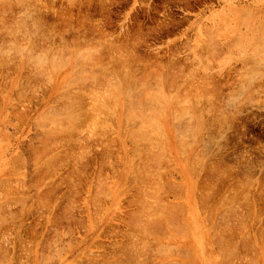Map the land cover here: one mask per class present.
I'll return each mask as SVG.
<instances>
[{
	"label": "rangeland",
	"instance_id": "374dc122",
	"mask_svg": "<svg viewBox=\"0 0 264 264\" xmlns=\"http://www.w3.org/2000/svg\"><path fill=\"white\" fill-rule=\"evenodd\" d=\"M5 1L0 264H264V0Z\"/></svg>",
	"mask_w": 264,
	"mask_h": 264
},
{
	"label": "bare ground",
	"instance_id": "6f19581e",
	"mask_svg": "<svg viewBox=\"0 0 264 264\" xmlns=\"http://www.w3.org/2000/svg\"><path fill=\"white\" fill-rule=\"evenodd\" d=\"M6 1H9V0H6ZM6 1H5V3H7ZM16 1H18V0H16ZM21 1H22V0H21ZM21 1L19 0V1L16 2V3H20V4H21V3L24 2L25 0L22 1V2H21ZM37 2H38V1H37ZM37 2H36V3H37ZM40 2H41V0H40ZM1 3H2V2H1ZM9 3H11V2L9 1L8 4H9ZM38 4H39V3H38ZM21 5H22V4H21ZM28 7H30V6H28ZM2 10H3V9H2ZM36 16H37V15H36ZM7 18H8V17H7ZM25 18H26V17H25ZM22 20H23V19H22ZM12 21H13V20H12ZM14 21H15V20H14ZM41 21H42V20H41ZM41 21H40V23H41ZM10 22H11V21H10ZM10 24H11V23H10ZM36 25H37V24H36ZM260 31H261V30H260ZM259 36H261V34H260ZM259 36H258V37H259ZM262 37H263V36H262ZM262 37H261V39H262ZM255 39H256V38H255ZM263 39H264V37H263ZM246 40H247V39H246ZM209 41H210V39H209ZM236 41H237V40H236ZM263 41H264V40H263ZM207 42H208V41H207ZM211 42H212V40H211ZM213 42H214V41H213ZM256 43H257V42H256ZM260 43H261V42H260ZM208 44H209V43H208ZM241 44H242V43H241ZM209 46H210V44H209ZM211 46H212V45H211ZM209 48H210V47H209ZM240 49H241V48H240ZM254 53H255V52H254ZM99 55H100V54H99ZM120 60H121V59H120ZM127 65H128V64H127ZM125 67H126V66H125ZM104 69H105V68H104ZM116 69H117V68H116ZM125 69H126V68H125ZM106 70H107V69H106ZM111 70H112V69H111ZM122 72H123V71H122ZM106 73H107V72H106ZM73 74H74V73H73ZM73 74H72V75H73ZM95 74H96V73H95ZM113 74H115V73H113ZM74 75H75V74H74ZM99 75H100V74H99ZM111 75H112V74H111ZM125 76H126V74L124 75V77H125ZM85 77H86V76H85ZM88 77H89V76H88ZM107 77H108V76H107ZM113 77H114V76H113ZM115 77H116V76H115ZM144 77H145V76H144ZM144 77H143V78H144ZM61 78H62V77H61ZM105 78H106V77H105ZM67 79H68V80H67L66 82L70 81V79H71L70 76H69V78H67ZM73 79H76V78L74 77ZM81 79L84 81L83 78H81ZM81 79H80V82H81V83H80L79 81H78V82L82 85L83 81H81ZM85 79H86V78H85ZM94 79H95V78H94ZM103 79H104V78H103ZM147 79H148V78H147ZM164 79H165V78H164ZM57 80H59V78H58ZM76 80H78V77H77ZM104 80H105V79H104ZM123 80H124V78H123ZM127 80H128V79H127ZM127 80H126V81H127ZM97 81H98V80H97ZM100 81H101V80H100ZM109 81H110V80H109ZM76 82H77V81H76ZM129 82H131V81H128V84H129ZM60 83H61V82H60ZM60 83H58V84H60ZM68 83H69V82H68ZM70 83H71V81H70ZM84 83H85V82H84ZM96 83H97V82H96ZM98 83H99V82H98ZM100 83H101V82H100ZM106 83H107V82H106ZM119 83H120V82H119ZM122 83H124V82H122ZM56 84H57V82H56ZM65 84H66V83H65ZM65 84H64V85H65ZM80 84H78V85H80ZM128 84H127V86H126L127 88H124L123 91L125 92V91H126L125 89H127V92H128V89H129V93H131L130 91H131L132 89H130V88H131L130 85H129V88H128ZM60 85H61V84H60ZM64 85H62V86L64 87ZM68 85H69V84H68ZM99 85H101V84H99ZM109 85H110V84H109ZM118 85H119V84H118ZM120 85H121V84H120ZM122 85L124 86V84H122ZM139 85H140V84H139ZM147 85H148V84H147ZM166 85H167V84H166ZM65 86H66V85H65ZM96 86H97V85H96ZM132 86H133V85H132ZM113 87H115V85H114ZM113 87H112V88H113ZM119 88H120V87H119ZM144 88H145V87H144ZM79 89H81V88H79ZM110 89H111V88H110ZM116 89H117V88H116ZM160 89H161V88H160ZM63 90H64V89H63ZM63 90H62V91H63ZM70 90H71V89H70ZM93 90H94V89H93ZM96 90H97V89H96ZM118 90H119V89H118ZM146 90H147V89H146ZM114 91H116V90L114 89ZM149 91H150V90H149ZM164 91H165V90H164ZM140 92H143V91H140ZM144 92H145V95L142 94V93H140V96H139V95H138V96H137V95H134V96H133V95H132L133 92H132L131 94H129V93H126V94H125V93H122V94H123V96L128 95V96H126V97H129L130 100H131L133 97L136 98L135 100H137V102H138V100H140L139 97H142V96H144V98L147 99V101H149L153 96H152L150 99H149V98H146L148 94H147L146 91H144ZM151 92H153V91H151ZM158 92H159V91H158ZM160 92H161V91H160ZM160 92L157 93V95H158V94L160 95ZM80 93H81V92H80ZM93 94H94V93H93ZM146 94H147V95H146ZM153 94H154V92L152 93V95H153ZM173 94H174V93H173ZM80 95H81V94H80ZM91 95H92V93H91ZM91 95H90V96H91ZM97 95H98V94H97ZM129 95H130V96H133V97L131 98ZM141 95H142V96H141ZM149 95H150V94H149ZM149 95H148V96H149ZM155 95H156V94H155ZM135 96H137L139 99H138L137 97H135ZM145 96H146V97H145ZM161 96L163 97L162 93H161ZM60 97H61V96H60ZM121 97H122V96H121ZM126 97H125V98H126ZM154 97H155V96H154ZM162 97H161L160 100H163ZM191 97H192V96H191ZM54 98H55V97H54ZM67 98H68V97H67ZM76 98H77V97H76ZM96 98H97V97H96ZM114 98H115V97H114ZM122 98H124V97H122ZM144 98H143V100H144ZM168 98H169V97H168ZM168 98H167V100H168ZM183 98H184V97H183ZM186 98H187V97H186ZM209 98H210V97H209ZM64 99H65V95H64ZM64 99H63V100H64ZM70 99H71V98H70ZM72 99H73V98H72ZM74 99H75V98H74ZM112 99H113V98L111 97V101H112ZM126 99H127V98H126ZM155 99H157V97H155ZM155 99L152 98V100H154V101H155ZM78 100H79V99H78ZM78 100H77V101H78ZM97 100H98V98H97ZM124 100H125V99H124ZM132 100H134V99H132ZM143 100H142V98H141L140 101H143ZM170 100H171V99H170ZM173 100H174V99H173ZM184 100H185V99H184ZM71 101H72V100H71ZM71 101H68V102H69V105H70V103H71V105L74 104L73 102H74L75 100H73L72 102H71ZM79 101H80V100H79ZM91 101H92V100H91ZM98 101H99V100H98ZM115 101H116V100H115ZM140 101H139V102H140ZM158 101H159V100H158ZM158 101L156 100V102H158ZM176 101H177V100H176ZM193 101H194V100H193ZM112 102H113V101H112ZM139 102H138V104H139ZM145 102H146V101H145ZM149 102H150V101H149ZM152 102H153V101H152ZM163 102H164V100H163ZM64 103H65V102H64ZM89 103H90V102H89ZM146 103H147V102H146ZM158 103H159V102H158ZM177 103H178V102H177ZM182 103H183V102H182ZM192 103H195V102H192ZM77 104H79V103L77 102ZM140 104H141V102H140ZM156 104H157V103H156ZM160 104H161V103H160ZM175 104H176V103H175ZM63 105H64V104H63ZM65 105H66V103H65ZM75 105H76V103H75ZM113 105H114V104H113ZM151 105H152V104H151ZM154 105H155V104H154ZM163 105H164V104H163ZM167 105H168V104H167ZM173 105H174V104H173ZM176 105H177V104H176ZM183 105H184V104H183ZM76 106H77V105H76ZM87 106H88V105H87ZM155 106H156V105H155ZM155 106H154V107H155ZM159 106H160V105H159ZM164 106H165V105H164ZM164 106H163V107H164ZM63 107H64V106H63ZM67 107H68V106H67ZM94 107H95V106H94ZM99 107H100V106H99ZM161 107H162V105H161ZM178 107H180V106H178ZM183 107H184V106H183ZM52 108H53V107H52ZM52 108H51V109H52ZM68 108H69V107H68ZM91 108H92V107H91ZM96 108H97V107H96ZM121 108H122V107H121ZM157 108H158V107H157ZM189 108H190V107H189ZM47 109H50V108H47ZM60 109H61V108H60ZM64 109H65V108H64ZM69 109H70V108H69ZM148 109H149V108H148ZM159 109L161 110L162 108L159 107ZM57 110H58V109H57ZM65 110H66V109H65ZM65 110H64V111H63V110H60V111L65 112ZM70 110H71V109H70ZM92 110L94 111V109H92ZM97 110H98V109H97ZM153 110H154V109H153ZM181 110H182V109H181ZM183 110H184V109H183ZM48 111H49V110H48ZM52 111H54V110H52ZM72 111H73V110H72ZM76 111H77V110H76ZM95 111H96V110H95ZM155 111L157 112V110H155ZM162 111H163V109H162ZM174 111H175V110H174ZM176 111H177V109H176ZM184 111H185V110H184ZM43 112H44V111H43ZM55 112H56V111H55ZM66 112H67V110H66ZM66 112H65V113H66ZM84 112H85V111H84ZM121 112H122V111H121ZM141 112H142V108H141ZM194 112H195V111H194ZM45 113H46V112H45ZM48 113H49V112H48ZM93 113H94V112H93ZM93 113H92V114H93ZM143 113H145V111H143ZM146 113H147V112H146ZM146 113H145V115H148V114H146ZM174 113H175V112H174ZM178 113H179V112H178ZM196 113H197V112H196ZM198 113H199V112H198ZM46 114H47V113H46ZM63 114H64V113H63ZM63 114H61V115H62V116L66 115V114H64V115H63ZM70 114H71V111H70ZM70 114H68V118H65V119H68V120L66 121V123L63 121V123H65L66 125H67V122H68V126H69V124L71 123V122L69 121V118L71 119V117L74 116V115H72V114H71V115H72V116H71ZM74 114H76V112H74ZM156 114H157V113H156ZM162 114H164V112H162ZM179 114H180V113H179ZM189 114H190V113H189ZM69 115H70L71 117H69ZM89 115H90V114H89ZM94 115H95V114H94ZM141 115H142V114H141ZM143 115H144V114H143ZM145 115H144V116H145ZM157 115H158V114H157ZM180 115H181V114H180ZM39 116H40V115H39ZM58 116H60V115H58ZM62 116H61L60 119H62ZM96 116H97V115H96ZM149 116H152V115H148V119H149ZM176 116H177V115H176ZM182 116H183V115H182ZM196 116H197V114H196ZM141 117H142V116H141ZM152 117H153V116H152ZM57 118H58V117H57ZM73 118H74V119H73ZM73 118H72V119H73V121H74V123H75V118H77V117L74 116ZM97 118H98V117H97ZM153 118H154V117H153ZM171 118H172V117H171ZM197 118H198V117H197ZM60 119H59V120H60ZM65 119H64V120H65ZM139 119H140V117H139ZM51 120H52V119H51ZM51 120H50V121H51ZM56 120H57V119L55 118V121H56ZM141 120H142V119H141ZM153 120H155V119H153ZM42 121H44V120H42ZM46 121H47V120H46ZM46 121H45V122H46ZM48 121H49V120H48ZM73 121H72V122H73ZM76 121H77V119H76ZM150 121H152V119H151ZM197 121H198V120H197ZM197 121H196V122H197ZM53 122H54V119H53ZM140 122H141V121H140ZM143 122H144V121H143ZM143 122H141V123L143 124ZM157 122H158V121H157ZM157 122H156V123H157ZM42 123H44V122H42ZM61 123H62V122H61ZM63 123H62V124H63ZM145 123H146V122H145ZM148 123H149V122H148ZM156 123H154L153 126H154ZM56 124H57V122H56ZM59 124H60V123H58V125H59ZM71 124H73V123H71ZM71 124H70V125H71ZM158 124L160 125L159 122L157 123V126H158ZM183 124H184V123H183ZM198 124H199V123H198ZM198 124H197V125H198ZM48 125H49V124H48ZM54 125H55V124H54ZM191 125H192V124H191ZM193 125H194V124H193ZM46 126H47V125H46ZM61 126H62V125H61ZM64 126H65V125H64ZM135 126H136V125H135ZM157 126H155V127L159 129L160 126H159V127H157ZM186 126H187V125H186ZM51 127H52V126H51ZM53 127H54V126H53ZM55 127H56V126H55ZM70 127H71V126H70ZM120 127H121V126H120ZM146 127H147V126H146ZM188 127H189V126H188ZM37 128H38V127H37ZM63 128H64V127H63ZM140 128H143V127H141V125H140L139 129H140ZM153 128H154V127H153ZM156 128H154V129H155V133H153V134H155V136H156V130H157ZM161 128H162V127H161ZM185 128H186V127H185ZM196 128H198V127H196ZM199 128H201V127H199ZM199 128H198V130H200ZM54 129H55V128H54ZM58 129H59V128H58ZM61 129H62V128H61ZM130 129H131V128H130ZM130 129H129V130H130ZM139 129H138V130H139ZM143 129H144V128H143ZM190 129H191V128H190ZM144 130H145V129H144ZM144 130H143V131H144ZM179 130H180V129H179ZM3 131H4V130H3ZM59 131H60V130H59ZM130 131L133 133L134 131H137V130H136V129H135V130L133 129V130H130ZM146 131H147V130H146ZM146 131H145V132H146ZM131 132H130V133H131ZM139 132H140V131H137V134H140ZM141 132H142V130H141ZM145 132H143L144 134H143V133H141V134H142V135H146V137H147V134H148V133L145 134ZM147 132H148V131H147ZM151 132H152V131H151ZM158 132H159V131L157 130V133H158ZM160 132H163V131L160 130ZM182 132H183V131H182ZM193 132L195 133V130H194ZM175 133H176V132H175ZM180 133H181V132H180ZM137 134L135 133V136H137ZM190 134H191V133H190ZM142 135H141V136H142ZM159 135H160V133H159ZM175 135H176V134H175ZM179 135H180V134H179ZM182 135H183V134H182ZM182 135H181V137H182ZM186 135H187V134H186ZM194 135H195V134H194ZM138 136H139V135H138ZM150 136H151V134H150ZM150 136H148V137H150ZM153 136H154V135H153ZM157 136H158V134H157ZM160 136H161V135H160ZM160 136H159V137H160ZM165 136H166V135H165ZM44 137H45V136H44ZM143 137H144V136H143ZM146 137H145V138H146ZM148 137H147V138H148ZM175 137H176V136H175ZM181 137H180V138H181ZM192 137H193V135L191 136V138H192ZM137 138H138V137H137ZM150 138H151V137H150ZM176 138H178V133H177V137H176ZM176 138H175V139H176ZM183 138H184V137H183ZM141 139H143V138L141 137ZM164 139H165V138H164ZM186 139H187V138H186ZM152 140H154V137H153ZM152 140H151V141H152ZM179 140L182 141V139H179ZM149 141H150V140H149ZM161 141H162V140H161ZM161 141L159 142V143H160L159 145L162 144ZM175 141H177V140H175ZM186 141H187V140H186ZM191 141H193V140H191ZM145 142L148 144V139H147V141L145 140ZM157 142H158V141H157ZM180 143H181V142H180ZM153 144H154V143H153ZM156 144H157V143H156ZM175 144H176V143H175ZM182 144H183V142H182ZM186 144H187V143H186ZM157 145H158V144H157ZM159 145H158V146H159ZM164 145H166V144H164ZM180 145H181V144H180ZM150 146H151V145H150ZM150 146H149V147H150ZM166 146H167V145H166ZM184 146H185V145H184ZM45 147H46V146H45ZM147 147H148V145H147ZM156 147H157V146H156ZM177 147H178V146H177ZM136 148L138 149V147H136ZM150 148H151V147H150ZM152 149H153V148H152ZM154 149H155V148H154ZM156 149H157V148H156ZM161 149H162V148H160V150H161ZM182 149H183V148H182ZM138 150H139V149H138ZM148 151H149V150H148ZM164 151H166V150H164ZM179 151H181V150H179ZM151 152H153V151H151ZM151 152H150V153H151ZM161 152H162V150H161ZM193 152H194V151H193ZM167 153H168V151H167ZM180 153H181V152H180ZM152 154H153V153H152ZM155 154H156V153H155ZM141 155H142V154H141ZM146 155H147V154H146ZM156 155H158V154H156ZM180 155H181V154H180ZM193 155H194V154H193ZM143 158H144V157H143ZM156 158H157V157H156ZM161 158H162V157H161ZM164 158H165V157H164ZM147 159H148V156H147ZM166 159H167V158H166ZM156 160H157V159H156ZM147 161H148V160H147ZM152 161H153V159H152ZM160 161H161V160H160ZM166 161H167V160H166ZM142 162H144V161H142ZM161 162H162V161H161ZM141 164H142V163H141ZM153 164H154V163H153ZM148 165H149V164H148ZM156 165H157V163H156ZM190 165H191V164H190ZM130 166H131V165H130ZM163 166H164V165H163ZM164 167H165V166H164ZM17 168H18V167H17ZM192 168H193V167H192ZM162 169H163V168H162ZM145 170H147V169H145ZM38 172H39V171H38ZM38 175H39V174H38ZM8 182L10 183V181H8ZM156 183H157V182H156ZM149 184H150V182H149ZM157 185H158V183H157ZM172 185H173V184H172ZM9 187H10V186H9ZM9 187H8V188H9ZM160 187H161V186H160ZM160 187H159V188H160ZM4 188H5V187H4ZM164 189H165V188H164ZM158 190H161V189H158ZM161 191H162V190H161ZM141 193H142V192H141ZM148 193H149V192H148ZM142 194H143V193H142ZM146 194H147V193H146ZM243 196H244V195H243ZM243 196H242V197H243ZM150 197H151V196H150ZM227 200H228V199H227ZM237 200H238V199H237ZM148 203H149V202H148ZM155 203H156V202H155ZM162 204H163V203H162ZM171 205H172V204H171ZM69 206H70V205H69ZM152 206H153V205H152ZM140 208H141V207H140ZM142 208H143V207H142ZM147 208H148V207H147ZM162 209H163V208H162ZM141 210H142V209H141ZM166 210H167V209H166ZM178 210H179V209H178ZM156 211H157V210H156ZM156 211H155V213H156ZM168 211H169V210H168ZM157 212L159 213V211H157ZM158 213H157V214H158ZM162 213H163V212H161V214H162ZM168 213H169V212H168ZM168 213H167V214H168ZM163 214H164V213H163ZM159 215H160V214H159ZM160 216H161V215H160ZM135 217H137V216H135ZM170 217H171V216H170ZM178 217H179V216H178ZM139 219H140V218H139ZM136 220H137V219H136ZM147 220H148V219H147ZM152 220H153V219H152ZM155 220H156V219H155ZM172 220H173V219H172ZM139 221H140V220H139ZM141 221H143V220H141ZM145 221H146V220H145ZM147 222H148V221H147ZM152 222H153V221H152ZM141 223H143V222H141ZM126 224H127V223H126ZM144 224H145V223H144ZM149 224H150V223H149ZM134 225H135V224H134ZM142 225H143V224H142ZM181 226H182V225H181ZM134 227H136V226H134ZM143 227H144V226H142V228H143ZM184 227H185V226H184ZM138 228H139V227H138ZM138 228H137V229H138ZM142 228H141V229H142ZM147 228H148V227H147ZM174 228H175V227H174ZM182 228H183V227H182ZM139 229H140V228H139ZM161 229H162V228H161ZM163 229H164V228H163ZM186 229H187V228H186ZM130 232H131V231H130ZM148 232H149V231H148ZM184 232H185V231H184ZM259 232H260V231H259ZM180 233H182V232H180ZM185 233H186V232H185ZM140 234H141V233H140ZM146 234H148V233H146ZM138 235H139V234H138ZM143 235H144V234H143ZM153 235H154V234H153ZM158 235H159V234H158ZM181 235H182V234H181ZM147 236H148V235H147ZM147 236H146V237H147ZM149 236H150V235H149ZM166 237H167V236H166ZM170 237H171V236H170ZM132 238H133V237H132ZM144 238H145V237H144ZM167 238H168V237H167ZM259 238H260V237H259ZM217 239H218V238H217ZM146 240H147V238H146ZM154 240H155V239H154ZM204 240H205V239H204ZM3 241H4V240H3ZM140 241H141V240H140ZM158 242H159V241H158ZM134 243H135V242H134ZM142 243H143V242H141V244H142ZM146 243H147V242H146ZM160 244H161V243H160ZM160 244H159V245H160ZM191 245H192V244H191ZM213 245H214V244H213ZM233 245H234V244H233ZM162 246H163V245H162ZM162 246H161V248H163ZM223 246H224V245H223ZM156 247H158V246H156ZM156 247H155V248H156ZM164 247H167V245L164 246ZM169 247H170V246H169ZM169 247H167V248H169ZM182 247H183V246H182ZM161 248H160V249H161ZM185 248H188V246L185 247ZM232 248H233V247H232ZM190 249H192V248H190ZM222 249H223V248H222ZM230 249H231V248H230ZM152 250H153V249H152ZM163 250H164V249H162V251H163ZM184 250H185V249H184ZM227 250H228V249H227ZM138 251H139V250H138ZM141 251H142V250H141ZM180 251H181V250H180ZM182 251H183V250H182ZM187 251H188V250H187ZM232 251H233V249H232ZM159 252H160V253H163V252H161V250H160ZM190 252H191V250H190ZM227 252H228V251H227ZM251 252H252V251H251ZM139 253H140V252H139ZM184 253H185V252H184ZM2 254H3V252H2ZM173 254H174V253H173ZM185 255H186V254H185ZM187 255H188V254H187ZM5 256H6V255H5ZM139 256H140V255H139ZM141 256H142V255H141ZM224 257H225V256H224ZM2 259H3V258H2ZM165 261H166V260H165ZM247 261H248V260H247ZM255 261H256V260H255ZM193 262H194V261H193ZM170 264H172V263H170ZM194 264H195V263H194Z\"/></svg>",
	"mask_w": 264,
	"mask_h": 264
}]
</instances>
